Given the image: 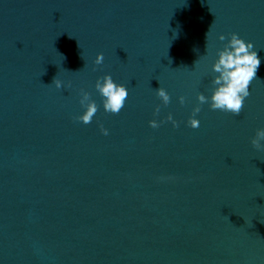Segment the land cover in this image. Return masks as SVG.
Returning a JSON list of instances; mask_svg holds the SVG:
<instances>
[{
    "label": "water",
    "instance_id": "95a60500",
    "mask_svg": "<svg viewBox=\"0 0 264 264\" xmlns=\"http://www.w3.org/2000/svg\"><path fill=\"white\" fill-rule=\"evenodd\" d=\"M231 33L261 59L251 94L237 116L200 105L193 129ZM106 74L129 91L119 114ZM169 113L178 127L149 126ZM259 127L264 0H0V264H264Z\"/></svg>",
    "mask_w": 264,
    "mask_h": 264
},
{
    "label": "clouds",
    "instance_id": "9594fccd",
    "mask_svg": "<svg viewBox=\"0 0 264 264\" xmlns=\"http://www.w3.org/2000/svg\"><path fill=\"white\" fill-rule=\"evenodd\" d=\"M209 31L206 34L208 42ZM219 41H225L226 37L221 34L218 37ZM207 47V43H206ZM254 45L250 41H245L237 33H231L227 43H224L222 48L216 53L214 62L211 64V93L197 94V105L193 107L192 114L187 120V125L193 129L200 126V121L197 119V114L201 111L200 105L207 104L211 110L231 113L235 116L239 115L244 106L247 97L250 96V85L256 77L259 70L261 59L258 52L254 50ZM104 61V54L97 53L94 64L100 65ZM52 84L57 89L70 88V82L65 84L64 81L54 77ZM95 89L102 98V106L105 112L111 114H119L123 109L126 99L129 95L127 87L123 84L114 81L110 74L98 78L95 82ZM157 97L164 106L170 103V95L163 87L155 90ZM179 103H185V97L180 96ZM79 103L84 109L76 119L83 124L92 122L93 117L98 111V106L94 100L90 98V93L80 90ZM160 112V105L154 109V116ZM165 121L170 122L173 127H178V122L169 113L163 120L152 119L148 121L151 128H158ZM100 131L107 136L109 130L103 125H100ZM251 145L257 149H264V127H259L255 130V135L250 139Z\"/></svg>",
    "mask_w": 264,
    "mask_h": 264
}]
</instances>
